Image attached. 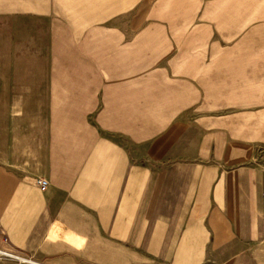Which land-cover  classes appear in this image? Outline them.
I'll list each match as a JSON object with an SVG mask.
<instances>
[{
  "label": "crops",
  "instance_id": "crops-1",
  "mask_svg": "<svg viewBox=\"0 0 264 264\" xmlns=\"http://www.w3.org/2000/svg\"><path fill=\"white\" fill-rule=\"evenodd\" d=\"M263 195L264 0H0L1 251L264 264Z\"/></svg>",
  "mask_w": 264,
  "mask_h": 264
},
{
  "label": "built area",
  "instance_id": "built-area-1",
  "mask_svg": "<svg viewBox=\"0 0 264 264\" xmlns=\"http://www.w3.org/2000/svg\"><path fill=\"white\" fill-rule=\"evenodd\" d=\"M37 185L39 186V189L41 191L45 190V188L47 187V183L44 180H38ZM263 202H264V195H263ZM0 259H8V260H12L17 263H23V264H37L34 261H31L30 259H26V258L14 255L6 251H1V250H0Z\"/></svg>",
  "mask_w": 264,
  "mask_h": 264
}]
</instances>
